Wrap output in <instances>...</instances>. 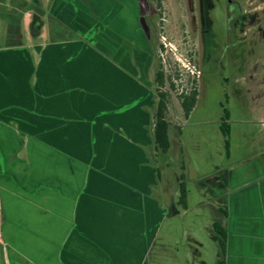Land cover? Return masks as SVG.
Instances as JSON below:
<instances>
[{
  "label": "crops",
  "instance_id": "obj_1",
  "mask_svg": "<svg viewBox=\"0 0 264 264\" xmlns=\"http://www.w3.org/2000/svg\"><path fill=\"white\" fill-rule=\"evenodd\" d=\"M120 6L0 0V31L12 38L0 46V264L145 263L161 214L146 93L94 42ZM262 154L251 176L229 179L233 193L256 186V206L239 204L240 215L264 217ZM227 232V264H264L237 255Z\"/></svg>",
  "mask_w": 264,
  "mask_h": 264
},
{
  "label": "rangeland",
  "instance_id": "obj_2",
  "mask_svg": "<svg viewBox=\"0 0 264 264\" xmlns=\"http://www.w3.org/2000/svg\"><path fill=\"white\" fill-rule=\"evenodd\" d=\"M196 10L195 1L164 0L161 18L165 20L160 22V34L154 39L155 60L146 83H143L146 93L144 110L149 116L146 129L152 138L158 89L148 85L153 83V69L159 67L166 75L167 81L162 90L168 97L166 119L172 143L171 150L164 154L154 148L152 141L144 140L149 162L159 166L160 184L159 187H152V190L161 210L155 238L144 264H216L218 246L213 232L215 221L229 230L230 243H234L237 255H264V246L259 248L264 240L259 242L254 239L258 232L264 238V217L240 215L238 210L239 204L247 211L256 206L253 205L256 186L233 193L231 181L222 182L219 177L250 162L261 154V150L250 147L252 126L238 110L226 120L230 127L229 136L221 132L220 125L225 121L222 105L230 111L233 108L232 99L229 103L225 99L229 89L223 78L228 73L225 70L218 72L215 64L203 67L205 51L199 24L191 21L193 15L197 16ZM218 15L221 16V13ZM3 19L1 17L0 21ZM223 22L224 18L220 17L217 29L223 27ZM10 41L12 38L8 31L4 33L2 29L0 46ZM188 68H195L198 75L204 71L203 78L199 76L193 79ZM170 78L174 88L170 86ZM192 89L197 90L198 97L187 118L179 97ZM227 139L229 150L225 147ZM181 174L185 176L188 189L187 210L179 203L178 177ZM146 175L148 173L145 171ZM148 184L149 181L145 185ZM263 189H259L261 194ZM260 206L264 211V206ZM222 211H226L227 215L222 216ZM258 225L261 227L255 233L253 227Z\"/></svg>",
  "mask_w": 264,
  "mask_h": 264
},
{
  "label": "flooded vegetation",
  "instance_id": "obj_3",
  "mask_svg": "<svg viewBox=\"0 0 264 264\" xmlns=\"http://www.w3.org/2000/svg\"><path fill=\"white\" fill-rule=\"evenodd\" d=\"M193 1L197 3V16L193 15L191 21L199 24L205 51L203 67L215 64L218 72L225 70L228 73L223 78L229 89L225 99L227 103L232 99L233 108L230 111L222 105L225 121L220 128L238 110L252 126L250 147L261 150V154L250 162L219 176L222 182H228L233 176L251 175L255 165L262 163L264 0H190ZM163 3L164 0H121L119 22H114L116 16L112 13L106 19L104 30L94 34L95 45L103 49L106 57L143 83H146L155 60L154 39L160 34V22L165 20L161 18ZM220 17L224 18V25L217 29ZM160 70L159 67L153 69V83L148 85L158 89V102L159 94L166 93L162 90L164 85L157 82ZM203 74L204 71L200 73L201 79Z\"/></svg>",
  "mask_w": 264,
  "mask_h": 264
},
{
  "label": "trees",
  "instance_id": "obj_4",
  "mask_svg": "<svg viewBox=\"0 0 264 264\" xmlns=\"http://www.w3.org/2000/svg\"><path fill=\"white\" fill-rule=\"evenodd\" d=\"M167 78L164 75L163 70H160V73L157 78V82L163 86L165 85ZM170 86L174 88V84L172 79H169ZM198 92L196 89L190 90L187 94H182L179 97L180 104L185 117H189L191 112L193 111L196 102H197ZM167 94L160 93L159 94V102L157 105L156 113H155V123H154V144L157 151H160L166 154L171 148V139L169 135V123L166 119L167 113ZM221 130L224 136H229V125L227 123H223L221 126ZM226 149L229 150L230 144L229 140H226ZM178 190H179V203L183 207V209H188V189L185 181L184 174H181L178 177ZM223 216L227 215L226 211L221 212ZM213 232L214 238L218 246V254L216 264H227V245H228V232L226 228L219 221H215L213 223Z\"/></svg>",
  "mask_w": 264,
  "mask_h": 264
},
{
  "label": "built area",
  "instance_id": "obj_5",
  "mask_svg": "<svg viewBox=\"0 0 264 264\" xmlns=\"http://www.w3.org/2000/svg\"><path fill=\"white\" fill-rule=\"evenodd\" d=\"M189 69V71H190V74H191V76H192V78L194 79L195 77H199L200 76V73H199V75H198V72L196 71V69L195 68H188Z\"/></svg>",
  "mask_w": 264,
  "mask_h": 264
}]
</instances>
